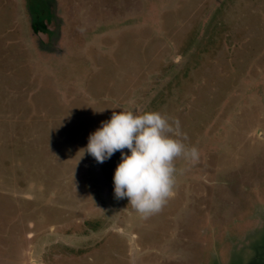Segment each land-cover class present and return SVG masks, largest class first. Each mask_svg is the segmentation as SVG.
<instances>
[{
	"label": "rangeland",
	"instance_id": "rangeland-1",
	"mask_svg": "<svg viewBox=\"0 0 264 264\" xmlns=\"http://www.w3.org/2000/svg\"><path fill=\"white\" fill-rule=\"evenodd\" d=\"M121 110L184 145L159 211L79 151ZM263 216L264 0H0V264H264Z\"/></svg>",
	"mask_w": 264,
	"mask_h": 264
},
{
	"label": "clouds",
	"instance_id": "clouds-1",
	"mask_svg": "<svg viewBox=\"0 0 264 264\" xmlns=\"http://www.w3.org/2000/svg\"><path fill=\"white\" fill-rule=\"evenodd\" d=\"M37 18L38 14L35 24L40 27ZM37 26L35 32L40 30ZM172 132L168 119L159 112L113 111L79 151L97 163L119 151L120 162L112 177L115 198H127L140 213H152L174 194L173 161L184 152V145L170 135Z\"/></svg>",
	"mask_w": 264,
	"mask_h": 264
},
{
	"label": "crops",
	"instance_id": "crops-1",
	"mask_svg": "<svg viewBox=\"0 0 264 264\" xmlns=\"http://www.w3.org/2000/svg\"><path fill=\"white\" fill-rule=\"evenodd\" d=\"M37 14H38V12H35V13H33V15H31L30 19L28 17L26 18V20H27L26 23H27L28 29L30 31V36H33L35 38L39 37L38 39H40L41 42L43 41L44 43H46V45H48L49 47L52 46L55 49L60 50L63 47V44L59 42V39H60L59 34L61 33V28H62L63 24L60 21L59 17L56 16V17H52L51 19H47V20L42 19L41 26L38 27L35 24V22H36L35 17ZM34 15H35V17H34ZM38 19L39 18H37L36 20H38ZM35 26H37L38 29L40 28V30L37 31L36 34L33 32V30L35 29ZM28 29H27V32H28ZM47 31L49 33H47ZM25 41H23L22 43L28 46L27 40H25ZM41 42L39 43V41L37 40V47L36 48L38 49V52L41 54L47 53L46 55H54L53 50L50 48H46L43 50L42 47L45 44H42L43 42L42 43ZM55 54H57V53L55 52ZM140 264H143V263H140ZM147 264H150V263H147Z\"/></svg>",
	"mask_w": 264,
	"mask_h": 264
},
{
	"label": "trees",
	"instance_id": "trees-1",
	"mask_svg": "<svg viewBox=\"0 0 264 264\" xmlns=\"http://www.w3.org/2000/svg\"><path fill=\"white\" fill-rule=\"evenodd\" d=\"M36 29V28H35ZM35 29L33 30V32H35ZM37 29H38V27H37ZM37 32V31H36ZM36 32H35V34H36ZM71 44H73V43H71ZM67 46V45H66ZM67 48H68V50H69V52H71V49H72V46L70 45V46H67ZM62 55V54H61ZM60 56V55H59ZM66 58V57H65Z\"/></svg>",
	"mask_w": 264,
	"mask_h": 264
},
{
	"label": "flooded vegetation",
	"instance_id": "flooded-vegetation-1",
	"mask_svg": "<svg viewBox=\"0 0 264 264\" xmlns=\"http://www.w3.org/2000/svg\"><path fill=\"white\" fill-rule=\"evenodd\" d=\"M264 217V216H263Z\"/></svg>",
	"mask_w": 264,
	"mask_h": 264
}]
</instances>
